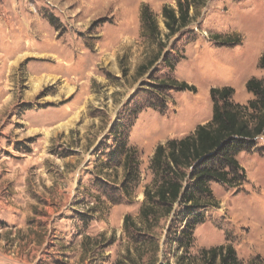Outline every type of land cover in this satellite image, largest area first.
Returning a JSON list of instances; mask_svg holds the SVG:
<instances>
[{"label": "rangeland", "instance_id": "374dc122", "mask_svg": "<svg viewBox=\"0 0 264 264\" xmlns=\"http://www.w3.org/2000/svg\"><path fill=\"white\" fill-rule=\"evenodd\" d=\"M175 3L0 0V264H206L219 245L264 264L263 135L233 154L242 170L205 164L228 172L210 192L193 185L203 166L186 168L195 201L167 213L145 199L156 146L211 119L210 89L246 104V81L264 77V0H207L158 55L140 10L164 40ZM40 75L56 79L34 92Z\"/></svg>", "mask_w": 264, "mask_h": 264}, {"label": "trees", "instance_id": "16d2710c", "mask_svg": "<svg viewBox=\"0 0 264 264\" xmlns=\"http://www.w3.org/2000/svg\"><path fill=\"white\" fill-rule=\"evenodd\" d=\"M175 7L163 5L161 16L166 32L164 40L160 37V29L156 17L147 4H143L140 12L142 28L157 40L159 50L167 45L169 38L186 28L195 18L199 10L206 5L207 0H175ZM231 40V37H227ZM258 67L264 70V54L259 57ZM182 89L195 91L193 85L179 84ZM247 92L253 95L246 104L232 100L235 90L231 86L212 87V116L205 124H199L194 132L180 139H168L156 146L151 159V168L159 176L155 188L144 191L146 201L163 205L170 213L174 203L178 201H195V195L189 187L184 186L187 176L185 169L198 167L193 185L201 191L210 192L205 186L207 180H217L226 183L228 172L212 168L205 164L219 159L233 170H242L234 153L251 147L254 139L264 136V77H251L245 83ZM124 164L129 165V155L126 153ZM195 170V169H194ZM129 174V171H127ZM151 205L142 206L141 213L147 217L155 212ZM130 220L125 215L124 224ZM202 260L206 264H241L237 259L235 249L231 245H219L201 250ZM115 264H124L117 261Z\"/></svg>", "mask_w": 264, "mask_h": 264}, {"label": "bare ground", "instance_id": "6f19581e", "mask_svg": "<svg viewBox=\"0 0 264 264\" xmlns=\"http://www.w3.org/2000/svg\"><path fill=\"white\" fill-rule=\"evenodd\" d=\"M25 55V54H23ZM56 78L54 76H49V75H40L37 76L33 79L32 83V89L34 92L38 91L41 87L42 84L44 83H49L51 81H54ZM67 93L70 92V87H67ZM65 92V93H66Z\"/></svg>", "mask_w": 264, "mask_h": 264}]
</instances>
